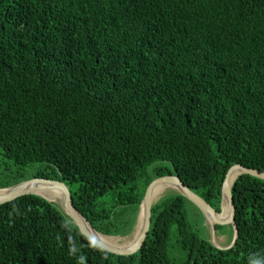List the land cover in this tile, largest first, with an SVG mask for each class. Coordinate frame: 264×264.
<instances>
[{
	"label": "trees",
	"instance_id": "obj_1",
	"mask_svg": "<svg viewBox=\"0 0 264 264\" xmlns=\"http://www.w3.org/2000/svg\"><path fill=\"white\" fill-rule=\"evenodd\" d=\"M235 163L264 171V0H0V188L63 181L95 231L124 237L153 178L178 175L220 212ZM231 191L228 247L168 190L130 255L24 195L0 204V264H264V180Z\"/></svg>",
	"mask_w": 264,
	"mask_h": 264
},
{
	"label": "water",
	"instance_id": "obj_2",
	"mask_svg": "<svg viewBox=\"0 0 264 264\" xmlns=\"http://www.w3.org/2000/svg\"><path fill=\"white\" fill-rule=\"evenodd\" d=\"M247 174L256 178H260L264 180V171L255 168H248L239 163H235L230 165L227 169L222 185V201L225 199L230 207V212L226 218H218L217 216L221 213L222 210V201L220 212H217L206 200H204L201 196L196 194L192 191L188 186H186L180 177L176 174H165L161 176H157L153 178L148 185L146 186L143 197L141 200V204L139 206V212L137 215V220L134 225V230L139 228L138 235L136 239L133 241L132 244L128 246H116V245H108L106 243L100 242L91 236H89L83 229L82 222L79 219L78 215L83 217L82 214L77 210L75 207L72 196L69 191L68 186L60 180L56 179H48V178H39V177H32L26 180H23L19 183L14 185L0 188V190H8L7 193L0 195V204L12 201L18 197L28 195V194H35L41 196L42 198L50 201L45 195L40 194L39 190H49L51 188L58 189L62 195V210L64 213L71 219L73 224L79 229V231L88 237L91 241H93L96 245L101 247L102 249L109 251L113 254L117 255H130L135 253L144 243L145 237L148 233L150 222H151V207L153 203L158 199L156 198V190L161 185H171L175 187V190L185 196L189 201H191L198 209L204 214L206 221L207 216L211 219L212 224L211 227L214 229V225H232L234 230V236L236 235V227L234 225V212H235V205L234 199L232 196L231 186L235 179L241 175ZM231 178L233 182H231ZM34 184H38L34 186ZM52 202V201H50ZM83 219L89 223L84 217ZM91 226V225H90ZM92 227V226H91ZM132 231V233L134 232ZM131 233V234H132ZM107 236V235H105ZM110 237H119L125 238L120 236H110Z\"/></svg>",
	"mask_w": 264,
	"mask_h": 264
},
{
	"label": "bare ground",
	"instance_id": "obj_3",
	"mask_svg": "<svg viewBox=\"0 0 264 264\" xmlns=\"http://www.w3.org/2000/svg\"><path fill=\"white\" fill-rule=\"evenodd\" d=\"M233 181V179L231 178V182ZM38 184H34V186H37ZM9 190V189H8ZM8 190H0V195L2 194H5L8 192ZM168 190H175V187L174 186H171V185H161L157 188L156 190V198H159L160 196H162L166 191ZM39 193L40 194H43L45 195L50 201L52 202H55L56 204H58L61 208H62V195H61V192L58 190V189H54V188H51L49 190H39ZM227 201L225 199H223L222 201V213H223V210L224 208H226V205H227ZM223 216V214H221ZM79 219L81 220L82 222V226H83V229L84 231L89 235L91 236L92 238L100 241V242H103V243H106L108 245H116V246H128L130 244L133 243V241L136 239L137 235H138V232H139V228H136L134 230V232L132 233L131 237L129 238H119V237H110V236H105L97 231H95L89 223H87L83 217L79 216ZM207 222L208 224H210L211 222V219L207 216Z\"/></svg>",
	"mask_w": 264,
	"mask_h": 264
},
{
	"label": "rangeland",
	"instance_id": "obj_4",
	"mask_svg": "<svg viewBox=\"0 0 264 264\" xmlns=\"http://www.w3.org/2000/svg\"><path fill=\"white\" fill-rule=\"evenodd\" d=\"M141 180H143V178H141ZM229 212H230V207H229V204H227L226 208H224L223 210V213L221 211V214H223L222 219L226 218ZM201 214L204 216L202 212ZM188 221L199 232V234L211 240L213 244L221 248L228 247L233 240L234 230L232 228V225H229V224L225 225L224 230L222 231L223 234H219L220 232H216L214 229H212L211 227L212 221L210 222V224H208L205 218V220L201 222L199 219V216L192 211L188 213ZM131 235L132 234L128 235L125 238L126 239L129 238L131 237Z\"/></svg>",
	"mask_w": 264,
	"mask_h": 264
},
{
	"label": "clouds",
	"instance_id": "obj_5",
	"mask_svg": "<svg viewBox=\"0 0 264 264\" xmlns=\"http://www.w3.org/2000/svg\"><path fill=\"white\" fill-rule=\"evenodd\" d=\"M256 264H258V262H256Z\"/></svg>",
	"mask_w": 264,
	"mask_h": 264
}]
</instances>
